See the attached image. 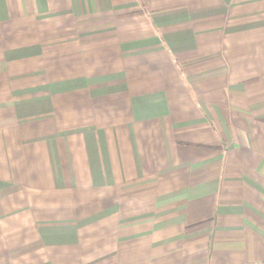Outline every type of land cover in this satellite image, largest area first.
I'll return each mask as SVG.
<instances>
[{
    "label": "crops",
    "instance_id": "1",
    "mask_svg": "<svg viewBox=\"0 0 264 264\" xmlns=\"http://www.w3.org/2000/svg\"><path fill=\"white\" fill-rule=\"evenodd\" d=\"M264 0H0V264H262Z\"/></svg>",
    "mask_w": 264,
    "mask_h": 264
},
{
    "label": "built area",
    "instance_id": "2",
    "mask_svg": "<svg viewBox=\"0 0 264 264\" xmlns=\"http://www.w3.org/2000/svg\"><path fill=\"white\" fill-rule=\"evenodd\" d=\"M262 264H264V262Z\"/></svg>",
    "mask_w": 264,
    "mask_h": 264
}]
</instances>
